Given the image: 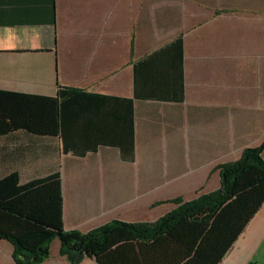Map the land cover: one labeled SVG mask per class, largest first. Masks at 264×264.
<instances>
[{"label":"crops","instance_id":"1","mask_svg":"<svg viewBox=\"0 0 264 264\" xmlns=\"http://www.w3.org/2000/svg\"><path fill=\"white\" fill-rule=\"evenodd\" d=\"M261 73L264 0H0V91L41 97L32 131L0 135V179L60 171L66 229L155 221L264 142ZM183 225L151 243L118 229L80 264H250L264 174L238 180L202 237H174ZM13 251L0 239V264ZM59 252L41 264H71Z\"/></svg>","mask_w":264,"mask_h":264},{"label":"trees","instance_id":"2","mask_svg":"<svg viewBox=\"0 0 264 264\" xmlns=\"http://www.w3.org/2000/svg\"><path fill=\"white\" fill-rule=\"evenodd\" d=\"M69 91L74 89L60 87L59 96ZM39 98L0 91V135L21 128L32 131L30 116L34 114ZM215 171H219L221 176L217 190L196 195L190 200L177 196L159 201L155 205L167 203L175 205V208L155 221L114 219L89 231L64 227L60 171L27 184L20 183L18 172H10L0 179V239H6L13 245V257L17 264L43 263L49 257L54 239L60 242V255L71 264H80L93 244L104 248L118 229L135 240L151 243L170 234L180 224L210 221L235 193L239 179L251 171L264 174V142L244 148L239 159L220 163ZM205 212L208 214L203 220L201 215Z\"/></svg>","mask_w":264,"mask_h":264},{"label":"rangeland","instance_id":"3","mask_svg":"<svg viewBox=\"0 0 264 264\" xmlns=\"http://www.w3.org/2000/svg\"><path fill=\"white\" fill-rule=\"evenodd\" d=\"M259 78H260V80H264V73L263 74L261 73V76ZM217 214L218 213H216V215ZM216 215L214 216V218H216ZM206 217H207V215L204 214V217H201V218L204 220V219H206ZM214 218H212L208 222H211ZM208 222H204V224L208 223ZM187 224L188 225L180 226L179 231L174 233L173 236L174 237H177L178 235L184 236V234H185V237H186V236H194L195 234H197L198 237H202L201 234L198 232V228L196 226V224L197 225L201 224L200 222L194 221V222L187 223ZM256 239H257V242L262 243V245L261 246L257 245V249L255 251L254 258H252V262L250 264H264V230L262 231L261 235L257 236ZM12 255H13V253H12Z\"/></svg>","mask_w":264,"mask_h":264}]
</instances>
